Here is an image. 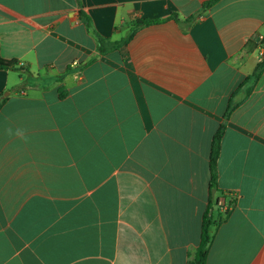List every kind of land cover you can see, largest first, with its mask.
<instances>
[{"label": "crops", "instance_id": "crops-1", "mask_svg": "<svg viewBox=\"0 0 264 264\" xmlns=\"http://www.w3.org/2000/svg\"><path fill=\"white\" fill-rule=\"evenodd\" d=\"M209 1L0 0V56L26 69H0V264H193L222 124L234 205L207 264H264V72L225 119L264 0ZM81 13L107 48L158 22L101 54Z\"/></svg>", "mask_w": 264, "mask_h": 264}, {"label": "trees", "instance_id": "trees-1", "mask_svg": "<svg viewBox=\"0 0 264 264\" xmlns=\"http://www.w3.org/2000/svg\"><path fill=\"white\" fill-rule=\"evenodd\" d=\"M219 1L220 0H210L209 2L205 3L202 10L198 13L197 16L205 13L207 10H209L211 7H213ZM81 16L83 18V22L86 25V27L89 29V31L91 33H93L95 35V37L97 39V43H98V49H99V52L101 54H105L107 52L116 50V49L120 48L122 45L128 44L130 42V40L132 39V37L134 36V33L137 29H139L140 27L148 26L152 23L158 22L157 20H153V19H145V20L137 21L133 27L134 29H133L131 35L126 40L121 41V42H116V43H114V45L112 47L107 48V45H106L107 41H104L103 39H101L93 31V26H92V23H91V20L89 19V17L87 15H85L84 13H81ZM193 20H195V17H192L189 20V22H192ZM0 69L11 70V71H13V70L25 71L26 70L24 67L21 66V64L18 60H16V59L9 60V59H5L1 56H0ZM263 72H264V59L262 62H260L257 65L253 74L251 76H249L248 78H246L241 83V85L239 86L237 91L230 98L228 110H227V113L225 115V119H228V117L230 116L232 111L239 105V103L234 101L235 96L243 90L244 86H247V85H249L248 92L250 93L253 90L254 85L258 82V80L262 76ZM0 106H1V104H0ZM224 131H225V124H222L220 126L218 132L214 136L213 142H212V151H211L212 184L211 185H212V190L215 189L218 194L214 197L213 196L210 197L208 207H207L205 214H204L201 243H200V246H199V249L197 252L196 259L193 262V264H207L208 249H209L210 243H211L212 238H213V236L211 235L210 229L212 226H214V225L218 226L223 221H225L226 216L228 215L229 207L232 206V204L234 205V201H232V203H230V205H228L227 209H225L224 206L220 205V199L224 198L225 201H227L228 196L224 195L223 192H221L217 189V183H216L217 173H218V159H219V156L221 153V142H222ZM216 208L219 210V215L217 218H215V209Z\"/></svg>", "mask_w": 264, "mask_h": 264}, {"label": "built area", "instance_id": "built-area-1", "mask_svg": "<svg viewBox=\"0 0 264 264\" xmlns=\"http://www.w3.org/2000/svg\"><path fill=\"white\" fill-rule=\"evenodd\" d=\"M77 63H74V65H76ZM220 205L224 206V208L226 209V201L224 198L220 199Z\"/></svg>", "mask_w": 264, "mask_h": 264}, {"label": "rangeland", "instance_id": "rangeland-1", "mask_svg": "<svg viewBox=\"0 0 264 264\" xmlns=\"http://www.w3.org/2000/svg\"><path fill=\"white\" fill-rule=\"evenodd\" d=\"M218 215H219V210L216 208V209H215V218H217Z\"/></svg>", "mask_w": 264, "mask_h": 264}, {"label": "water", "instance_id": "water-1", "mask_svg": "<svg viewBox=\"0 0 264 264\" xmlns=\"http://www.w3.org/2000/svg\"><path fill=\"white\" fill-rule=\"evenodd\" d=\"M213 197L216 195V190L212 191Z\"/></svg>", "mask_w": 264, "mask_h": 264}]
</instances>
